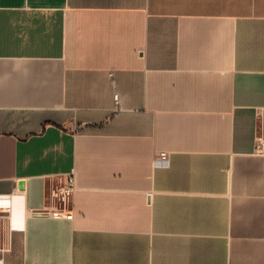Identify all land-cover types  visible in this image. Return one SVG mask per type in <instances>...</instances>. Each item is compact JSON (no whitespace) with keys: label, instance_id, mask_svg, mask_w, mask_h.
<instances>
[{"label":"crops","instance_id":"1","mask_svg":"<svg viewBox=\"0 0 264 264\" xmlns=\"http://www.w3.org/2000/svg\"><path fill=\"white\" fill-rule=\"evenodd\" d=\"M263 112L264 0H0V264H264Z\"/></svg>","mask_w":264,"mask_h":264},{"label":"built area","instance_id":"2","mask_svg":"<svg viewBox=\"0 0 264 264\" xmlns=\"http://www.w3.org/2000/svg\"><path fill=\"white\" fill-rule=\"evenodd\" d=\"M113 102H114V106L112 108V111L117 112L121 110L119 106V99L117 94H114ZM254 152L257 154H264V112L261 116V122L259 128H257L255 133ZM165 155H166L165 153L159 154L154 158L155 159L154 161L155 162L160 161L165 157ZM74 190H75L74 176L72 174H68L65 183L59 188L58 191L64 199H67L72 195ZM68 215L71 216V214Z\"/></svg>","mask_w":264,"mask_h":264}]
</instances>
